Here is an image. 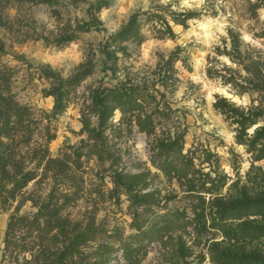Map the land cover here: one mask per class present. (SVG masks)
<instances>
[{"label":"rangeland","instance_id":"374dc122","mask_svg":"<svg viewBox=\"0 0 264 264\" xmlns=\"http://www.w3.org/2000/svg\"><path fill=\"white\" fill-rule=\"evenodd\" d=\"M255 2L0 0V91L28 110L20 135L28 143L17 149L37 174L16 200L12 184L0 183V264H17L4 258L10 219L65 195L62 215L96 229L83 250L88 264H129L126 249L138 264H264V213L242 208L264 199V160L215 108L220 99L246 113L264 108L254 88L262 77L241 62L264 58V9L253 12ZM137 12L167 19L176 38L143 22L142 39L114 44L105 65V40ZM173 12L199 17L184 28ZM231 32L240 56L225 53ZM87 69L80 84H65ZM263 125L264 117L249 135ZM46 158L60 159L66 173L56 177ZM134 174L145 176L138 185L122 178ZM36 236L15 239L38 244Z\"/></svg>","mask_w":264,"mask_h":264},{"label":"trees","instance_id":"16d2710c","mask_svg":"<svg viewBox=\"0 0 264 264\" xmlns=\"http://www.w3.org/2000/svg\"><path fill=\"white\" fill-rule=\"evenodd\" d=\"M106 6V3L98 5L97 11L102 10ZM251 7L253 12L261 8L264 9V0H257V2L251 4ZM170 17L174 25L188 28V22L197 19L199 15L196 12H173ZM160 19L161 17L158 15H150L144 18L140 12L133 14L127 25L118 32L110 34L102 45L101 56L106 59L105 65L108 64V60L115 58V51L112 50L114 44L142 39L143 22L149 21L153 26L160 24L162 27L159 30L160 37L174 40L176 33L172 25L167 19L161 21ZM93 21H97V18H94ZM93 25L98 28L100 23L97 21ZM83 29L85 32L91 30L90 28ZM231 39L233 50L225 53L228 56H240L242 41L239 35L231 32ZM72 40V38H68L67 43ZM241 62L248 74L262 77L258 78L254 88L264 93V58L260 56L255 60L244 57ZM91 74V69L79 72L65 84L73 87L80 84ZM0 81H4V78H0ZM61 103L62 100H59L58 106ZM215 108L236 125L237 141L239 144H248L249 150L253 153V159L255 161L264 160V125L256 129L252 136L248 133L250 128L262 121L264 108L251 110L246 113L227 104L223 99L215 103ZM119 109L123 114L128 110L125 104ZM27 111V108L15 101L12 95L0 91V183L3 188L4 184H12V188L8 192L12 200H16L22 190L37 178L36 172L32 170L26 171L21 150L17 149L28 143V139L26 140L24 136H20L21 133L27 130V125L25 124V118L28 115ZM5 139L9 140V142H6ZM53 139L51 138V140ZM34 156L35 158L38 157L37 154ZM43 157L45 158V156ZM46 159L47 170H54L56 177L66 173V166L60 159ZM144 177L142 174H134L124 175L122 178L125 179L126 183L138 185L143 181ZM64 197L65 200L62 204L53 196L47 202L41 205L37 204L39 209L33 216H13L10 219L5 237L4 258H10L17 264L89 263L83 250L89 242L95 239L96 229L92 223H89L84 228L78 222H73L69 218L64 217L62 211L72 199L68 195ZM259 204H264V199L248 202L242 205V208L249 211L248 213L263 214L264 206L258 207L257 205ZM256 206L258 210H254L257 208ZM23 231L31 236L33 233H37L36 240H38V244L17 241L15 237L19 232ZM126 252V259L129 264H138L137 260H133V250L126 249ZM23 253H30V258L26 255L23 256Z\"/></svg>","mask_w":264,"mask_h":264}]
</instances>
